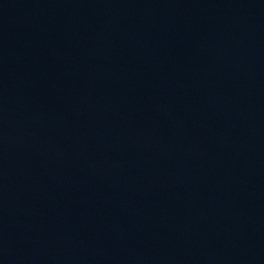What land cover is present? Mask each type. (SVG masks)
Returning a JSON list of instances; mask_svg holds the SVG:
<instances>
[{"label":"water","instance_id":"95a60500","mask_svg":"<svg viewBox=\"0 0 264 264\" xmlns=\"http://www.w3.org/2000/svg\"><path fill=\"white\" fill-rule=\"evenodd\" d=\"M0 264H264V0H0Z\"/></svg>","mask_w":264,"mask_h":264}]
</instances>
